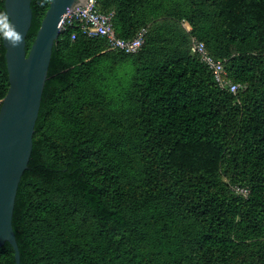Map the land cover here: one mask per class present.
I'll return each instance as SVG.
<instances>
[{"label":"trees","instance_id":"16d2710c","mask_svg":"<svg viewBox=\"0 0 264 264\" xmlns=\"http://www.w3.org/2000/svg\"><path fill=\"white\" fill-rule=\"evenodd\" d=\"M49 3L31 0L27 50ZM98 9L113 12L117 37L145 28V42L126 54L76 24L60 30L14 203L20 263L264 264V0ZM0 264H15L7 242Z\"/></svg>","mask_w":264,"mask_h":264},{"label":"water","instance_id":"95a60500","mask_svg":"<svg viewBox=\"0 0 264 264\" xmlns=\"http://www.w3.org/2000/svg\"><path fill=\"white\" fill-rule=\"evenodd\" d=\"M85 0H50L29 49L26 38L32 23L31 0H4L8 27L1 32L8 73V89L0 105V247L7 242L20 263L12 227L17 189L27 169L52 47L66 13ZM14 29L20 41L8 35Z\"/></svg>","mask_w":264,"mask_h":264},{"label":"built area","instance_id":"2783aa9c","mask_svg":"<svg viewBox=\"0 0 264 264\" xmlns=\"http://www.w3.org/2000/svg\"><path fill=\"white\" fill-rule=\"evenodd\" d=\"M98 1L85 0L82 5L76 6L73 11L66 13L61 29L65 25L76 24L86 36L102 37L106 41L108 49L122 51L126 54L138 52L145 42L146 29H139L131 39L117 37L112 24L113 12H100ZM192 49L200 55L201 61L212 71L214 81L218 86L227 88L231 92H235L238 89V85L227 78L222 62L210 56L202 42H195ZM238 192L245 196L248 193L246 189H238Z\"/></svg>","mask_w":264,"mask_h":264},{"label":"clouds","instance_id":"9594fccd","mask_svg":"<svg viewBox=\"0 0 264 264\" xmlns=\"http://www.w3.org/2000/svg\"><path fill=\"white\" fill-rule=\"evenodd\" d=\"M0 21H2L5 24L6 27L9 26L7 24V16L0 17ZM8 35L14 37V44H13V46H15V43H18L20 41V36H19L18 33H15L14 29L11 32H9Z\"/></svg>","mask_w":264,"mask_h":264}]
</instances>
